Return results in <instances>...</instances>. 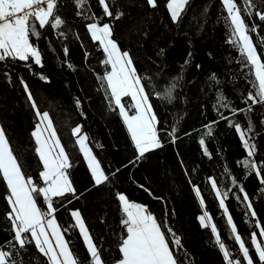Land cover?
Returning <instances> with one entry per match:
<instances>
[{
	"label": "trees",
	"instance_id": "1",
	"mask_svg": "<svg viewBox=\"0 0 264 264\" xmlns=\"http://www.w3.org/2000/svg\"><path fill=\"white\" fill-rule=\"evenodd\" d=\"M167 2L157 0L153 7L147 0H112L114 13H123L120 19H114L102 15L98 0H90L100 23L111 24L118 46L130 53L133 66L146 92L150 93L149 103L159 121L161 148L136 161L137 153L119 110L109 109L97 79L110 68L102 65L103 50L87 31L86 24L92 21L77 15L74 0L60 2L64 25L56 30L46 26L39 30L40 39L31 38L41 52L42 66L31 60L0 62V125L23 170L42 185L39 172L43 165L31 136L38 121L27 100L22 79L39 109L50 113L72 163L69 172L76 193L56 201L57 223L62 228L69 227L74 223L71 212L79 210L106 264H114L121 258L119 244L126 236L118 193L144 206L157 219L181 264H225L211 224L216 225L220 238L230 250L238 254L225 210L220 207L212 188L213 180L221 193H227L223 198L228 215L250 248L254 264H260L251 247V233L255 231L258 240H264L256 227L259 221L264 228V184L255 172L239 163L247 158L246 149L235 128L227 120H221L217 112L219 109L244 128L251 121L252 143L256 145L253 159L261 164L264 175V104L233 117L229 109L218 103V98L223 96L232 107L246 108L243 97L253 90L252 70L241 63L239 51L228 42L222 0H189L177 22L172 21ZM257 5L256 10L264 11L259 0ZM248 23L259 25L251 35L254 42L260 44L264 38V21L253 16ZM60 32L63 35H58ZM258 51L264 49L258 48ZM41 75L46 79H40ZM172 82L177 85L173 100L158 98L156 93ZM76 100L80 101L79 107ZM124 103L130 104V97L125 98ZM209 124H212V132L205 135ZM77 125L82 126V132L89 137V147L109 175V181L100 186H94L76 138L72 136L71 130ZM173 126L177 131L171 137L168 132ZM201 138L205 140L204 146L199 143ZM195 189L200 191L199 197ZM245 193L249 196L247 202L243 200ZM8 194L0 176V241L13 235L11 222L5 215L11 210L5 198ZM39 202L45 207L42 198ZM247 203L252 204L255 217L246 207ZM205 211L211 217L207 227H203L199 219ZM169 229L181 239L179 251L172 244ZM69 238L80 259L87 264L88 254L79 230H70L66 234V239ZM239 258L246 264L242 256ZM17 259L21 264H48L34 244L27 246V251Z\"/></svg>",
	"mask_w": 264,
	"mask_h": 264
},
{
	"label": "snow or ice",
	"instance_id": "2",
	"mask_svg": "<svg viewBox=\"0 0 264 264\" xmlns=\"http://www.w3.org/2000/svg\"><path fill=\"white\" fill-rule=\"evenodd\" d=\"M60 2L61 0H0V62L31 60L35 65L42 66L41 52L31 38L40 39L39 30L45 29L46 26L56 30L65 24L60 15ZM188 2L189 0H168L167 8L173 22L179 20ZM156 3L157 0H147L150 6L155 7ZM259 3L264 5V0H259ZM74 4L78 16L92 21L86 24L87 31L91 34L93 41L99 42L103 50L105 59L101 62L102 65L105 69L110 68L102 76H97V79L100 88L104 91L109 109L119 110V115L126 125L137 153L135 159L138 161L146 153L163 146L157 128L159 121L149 103L150 93L146 92L142 78L133 66L130 53L121 50L118 46L111 24L100 23V17L92 11L90 0H74ZM98 4L102 7L103 16L120 19L123 15L119 11L114 13L112 0H98ZM257 7V0H242V6L241 0H222V8L226 12L224 20L229 33L228 42L237 48L241 63L251 68L254 76L253 90L243 97L246 108L232 107L231 102L223 96L218 98L219 106L229 109L233 117L241 112H251L253 106L257 104H264V51H258V48L264 49V38H261L260 44H256L251 34L256 32L259 25L248 23L253 16L264 21V11L256 10ZM58 35H63V33L60 32ZM64 51L67 54L68 50ZM68 66L73 67L71 64ZM40 79L45 80L46 77L41 75ZM21 84L24 85L27 100L35 111L38 121L31 136L35 140V152L43 165V170L39 172L40 181L43 184L34 181L33 177L23 170V165L18 161L10 146L5 129L0 126V176L6 183L9 193L5 198L11 210L5 215L11 222V233L13 234L9 239L0 241V264H21L17 257H21L27 251V246L32 244L47 258L48 264H84L72 247L70 238L66 239V234L72 229H78L83 239L88 254L87 264H106L102 259V250L93 242V237L89 234V229L79 210L71 212L74 223L69 227L62 228L57 223L56 201H63L67 194L75 196L76 193L69 172L72 163L57 135L50 113L39 109L31 90L22 79ZM176 86V83L172 82L168 87L157 92L156 96L171 102ZM129 97L131 103H124L125 98ZM75 103L79 107L80 101L76 100ZM217 112L221 120H227L229 125L235 128L246 149L247 158L239 163L245 169L255 172L261 184H264V175L261 174L262 166L253 159L256 155V145L252 143L254 137L251 121L247 128H244L239 122L220 113L219 109ZM206 127L208 131L205 135H210L212 124ZM176 131V127L173 126L168 135L174 137ZM71 132L76 138L75 142L87 164L94 186H100L109 181V175L105 173L100 161L89 147V137L82 132V126L73 127ZM199 143L204 146V138H201ZM97 147L101 146L97 145ZM204 151L205 155H208L206 148ZM225 171L227 172L228 169L226 168ZM212 188L219 198L220 207L225 210L227 224L230 226L235 244L238 245V254L230 250L220 238L217 227L211 224V217L207 211L199 217L201 225L207 227L211 224V232L215 236L216 245L223 254L225 264H242L239 258L241 256L246 264H254L250 248L246 246L245 239L238 233L232 217L228 215L227 208H225L223 197H226L227 193H221L214 180ZM240 191L244 192V189L241 188ZM195 192L199 197L200 191L195 189ZM40 198L43 199L45 205L43 208L40 206ZM117 199L124 215L121 224L126 230V236L121 238L119 244L121 258L114 264H181L176 252L170 248L167 236L162 231L163 226L157 222V219L144 206L130 202L124 194L118 193ZM243 200L245 202L249 200L247 193L244 194ZM68 203H71L70 199ZM200 204L204 205L203 199L200 200ZM246 207L255 217L256 213L252 210V204L247 203ZM256 227L260 229L259 236L264 238V228L261 227L259 221ZM169 232L172 235V244L176 251H179L180 237L171 229ZM251 247L260 264H264V240H258L255 231L251 233Z\"/></svg>",
	"mask_w": 264,
	"mask_h": 264
},
{
	"label": "rangeland",
	"instance_id": "3",
	"mask_svg": "<svg viewBox=\"0 0 264 264\" xmlns=\"http://www.w3.org/2000/svg\"><path fill=\"white\" fill-rule=\"evenodd\" d=\"M1 126V125H0Z\"/></svg>",
	"mask_w": 264,
	"mask_h": 264
}]
</instances>
